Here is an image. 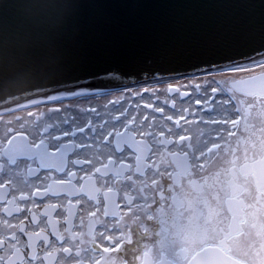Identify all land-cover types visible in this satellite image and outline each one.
Here are the masks:
<instances>
[{
    "label": "snow or ice",
    "instance_id": "snow-or-ice-1",
    "mask_svg": "<svg viewBox=\"0 0 264 264\" xmlns=\"http://www.w3.org/2000/svg\"><path fill=\"white\" fill-rule=\"evenodd\" d=\"M248 7L264 20V0ZM261 37L250 51L189 66L149 58L134 72L69 71L44 100L33 102L47 106L72 98L81 115L103 121L88 120L87 129L42 114L18 118V126L7 121L0 133V264H264V27ZM112 81L128 92L91 106L93 98L110 95L103 86ZM209 87L213 96L228 99L210 104ZM160 89L172 101L170 114L144 103L160 116L133 115L140 105L121 103L129 94L158 96ZM190 91L207 113L191 105L177 109L176 98ZM117 104L120 115L113 116ZM253 116L258 127L249 124ZM242 120L245 135L239 138L233 129ZM221 158L228 161L223 198L186 213L178 183ZM237 232L248 237L244 246L234 242Z\"/></svg>",
    "mask_w": 264,
    "mask_h": 264
},
{
    "label": "water",
    "instance_id": "water-1",
    "mask_svg": "<svg viewBox=\"0 0 264 264\" xmlns=\"http://www.w3.org/2000/svg\"><path fill=\"white\" fill-rule=\"evenodd\" d=\"M30 3L0 0V111L44 100L69 71L134 72L149 58L189 66L262 42L251 0H81L62 30L37 27Z\"/></svg>",
    "mask_w": 264,
    "mask_h": 264
},
{
    "label": "flooded vegetation",
    "instance_id": "flooded-vegetation-1",
    "mask_svg": "<svg viewBox=\"0 0 264 264\" xmlns=\"http://www.w3.org/2000/svg\"><path fill=\"white\" fill-rule=\"evenodd\" d=\"M208 97L209 102L212 104L213 102H220L222 100H227V96H222L220 93L215 94L213 96L211 92V87L208 88ZM201 98H203L201 96ZM196 97L192 94V92H189V96L183 97L182 99L180 97H177L175 100V104L177 106V109L181 107H188L191 105L193 109L199 110L200 112L207 113L208 109L204 108L201 104L195 103ZM150 104L154 105L155 107H162L164 108L165 112L170 114L171 113V103L172 101L169 100L168 95L166 94V97L162 98L161 100L156 99V97H150ZM141 104V103H138ZM144 104L140 105V108L143 107ZM136 106V104L134 105ZM227 107V105H225ZM63 108V107H62ZM68 108V107H66ZM64 108V109H66ZM139 108V109H140ZM69 109V108H68ZM233 112V118H236V114L234 109H230ZM147 111L150 112H144L143 115H150L159 117L160 113H156L152 111V108L147 109ZM6 115V114H4ZM120 114L114 113L113 116H118ZM22 116H18L19 119H21ZM61 119L67 118L69 121H75L76 123L81 124L87 129V121L88 120H94L97 124L102 123V120L97 119V117H85L83 115H80V118L77 119L76 115H73L72 113H68L65 115H62L60 117ZM105 119H109V125L111 126L112 123H115L114 120H112L110 117H105ZM196 124H200L199 116L197 117V120L195 122ZM183 124V122H182ZM249 124H255L257 127L259 126V119L255 116L251 117L249 119ZM5 124H1L0 128H4ZM186 126V125H185ZM119 127V125H117ZM201 127H206L205 125L201 124ZM207 127L211 128L214 127L212 125H208ZM244 121L242 120L239 125H237L233 131L237 132V136L239 138H243L245 135L244 131ZM3 129H0V133H2ZM123 131V128L120 129ZM215 134L213 136H205L202 138V143L207 142L209 139H214ZM63 142L67 143L69 142L70 138L68 137H62ZM84 140L86 143L90 144L91 141L88 140L87 137H84ZM76 143L80 144V134H77ZM187 143V142H185ZM193 143L195 141L193 140ZM112 147H114V143L112 144ZM208 147H211V144H208ZM233 147H235V142L233 143ZM241 151L239 153L240 157H243V144L240 145ZM76 151L80 152L81 148H77ZM206 151V149H205ZM128 153H125L127 155ZM75 158V157H73ZM28 162H22L21 167L26 169ZM228 161L224 158L221 159H215L212 162H210L208 168L204 171V173H201L200 169L197 168L195 171V174L190 177H185L182 184L178 183V191L177 195L183 200V207L184 211L186 213H190L193 208H200L204 209L208 205L216 206L218 201L217 197L223 198V195L225 193V190L227 188V178H228ZM43 174V170H42ZM83 175V173H80ZM242 179V177H241ZM234 242L240 246H244L245 243L248 242V237L243 232H237L234 234ZM128 247L127 245H123L122 248ZM113 257H123L124 252L123 251H112L110 253Z\"/></svg>",
    "mask_w": 264,
    "mask_h": 264
},
{
    "label": "rangeland",
    "instance_id": "rangeland-1",
    "mask_svg": "<svg viewBox=\"0 0 264 264\" xmlns=\"http://www.w3.org/2000/svg\"><path fill=\"white\" fill-rule=\"evenodd\" d=\"M256 71L258 72L259 69H256ZM217 79H220V77H217ZM107 92L110 93V95H108L107 97L93 98L91 101V106H101L104 103H106L108 100H115L117 98L118 94H120L121 92L127 93L128 89L124 88V89H118V90L107 91ZM150 97H151V94L146 93V94H144V99L139 100V99H136L135 97H132L129 94L125 99H122L121 103H123L124 107H126V108L131 107V108L135 109V106H134L135 103H133V100H135L136 103H141V104L151 103ZM152 97H156V99L161 100L162 98L166 97V93L163 91V89H160L158 96H152ZM76 103L77 102L74 101L72 98H65L62 102H55V103L49 104L47 106H45L43 104H39L38 106H35L33 103H31V104H27V105H23V106H18L15 109L12 108L9 110H4L5 111L4 113H6V115H4V114L1 115V112H0V125L5 124V126H6L7 121H13L14 122L13 126H18L15 124V120L18 119V116H22L21 122H23L24 120H36L37 116H41V114L43 115V118H45V119L52 117V116H55V117H58L59 119H61L60 117L62 115L72 113L73 115L77 116V119H79L81 114L78 112V110L76 108ZM79 103L83 104L85 106H88L87 101H80ZM141 104H139V105H141ZM66 107H68L69 109ZM113 107L117 110L114 111L112 113V115L114 113L120 114V112H119L120 105L117 104V105H114ZM153 107H155V106L153 105ZM51 108H62V109L66 108L67 110L66 111L62 110L59 113H52L49 111V109H51ZM147 109H149V108H140L137 112H133L132 114L133 115L139 114V115L143 116L144 112H146V113L150 112V111H147ZM32 114H33V116H31ZM89 116L94 117V115H92V114H89L88 117ZM0 129H3V128H0Z\"/></svg>",
    "mask_w": 264,
    "mask_h": 264
},
{
    "label": "clouds",
    "instance_id": "clouds-1",
    "mask_svg": "<svg viewBox=\"0 0 264 264\" xmlns=\"http://www.w3.org/2000/svg\"><path fill=\"white\" fill-rule=\"evenodd\" d=\"M81 0H31V17L37 27L62 30L74 24Z\"/></svg>",
    "mask_w": 264,
    "mask_h": 264
},
{
    "label": "bare ground",
    "instance_id": "bare-ground-1",
    "mask_svg": "<svg viewBox=\"0 0 264 264\" xmlns=\"http://www.w3.org/2000/svg\"><path fill=\"white\" fill-rule=\"evenodd\" d=\"M0 112H1V115L6 114V113H4L5 111H0Z\"/></svg>",
    "mask_w": 264,
    "mask_h": 264
}]
</instances>
